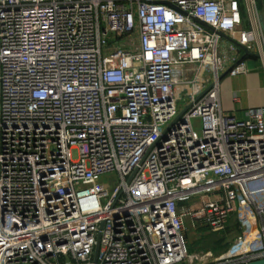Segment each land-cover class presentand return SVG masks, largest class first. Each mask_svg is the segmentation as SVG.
I'll use <instances>...</instances> for the list:
<instances>
[{"label": "built area", "instance_id": "2783aa9c", "mask_svg": "<svg viewBox=\"0 0 264 264\" xmlns=\"http://www.w3.org/2000/svg\"><path fill=\"white\" fill-rule=\"evenodd\" d=\"M261 20L264 0H0V264H183L188 220L237 230L199 264L264 260V108L219 99L244 51L264 68Z\"/></svg>", "mask_w": 264, "mask_h": 264}, {"label": "crops", "instance_id": "0c3cea01", "mask_svg": "<svg viewBox=\"0 0 264 264\" xmlns=\"http://www.w3.org/2000/svg\"><path fill=\"white\" fill-rule=\"evenodd\" d=\"M247 66V75H226L219 84L222 111L238 119H244L249 109L264 108V68L254 57H248Z\"/></svg>", "mask_w": 264, "mask_h": 264}, {"label": "rangeland", "instance_id": "374dc122", "mask_svg": "<svg viewBox=\"0 0 264 264\" xmlns=\"http://www.w3.org/2000/svg\"><path fill=\"white\" fill-rule=\"evenodd\" d=\"M192 125L200 134V121L193 120ZM101 183L113 189L117 185V180L115 176L108 175L101 178ZM202 197L194 202V206L198 207L201 204ZM194 225L190 220L186 223L185 238L189 258L183 264H199L220 257L228 251L237 236V230L232 221L226 230L220 232H212L207 227Z\"/></svg>", "mask_w": 264, "mask_h": 264}, {"label": "water", "instance_id": "95a60500", "mask_svg": "<svg viewBox=\"0 0 264 264\" xmlns=\"http://www.w3.org/2000/svg\"><path fill=\"white\" fill-rule=\"evenodd\" d=\"M260 25H261V28L263 29V28H264V25H263V21H262V20H261ZM242 50H243V49H242ZM243 51H244V50H243ZM244 52H245L246 56H248V57H254V58H257L255 55L249 54V53H247L246 51H244ZM182 114H183V113H182ZM182 114H181V115H182ZM97 251H98V246H96L94 262L96 261ZM251 264H264V260L257 261V262H253V263H251Z\"/></svg>", "mask_w": 264, "mask_h": 264}]
</instances>
